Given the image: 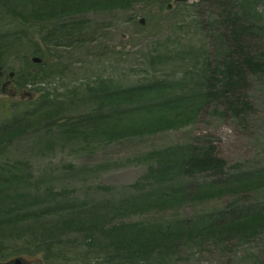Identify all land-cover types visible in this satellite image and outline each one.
I'll list each match as a JSON object with an SVG mask.
<instances>
[{"label": "rangeland", "instance_id": "1", "mask_svg": "<svg viewBox=\"0 0 264 264\" xmlns=\"http://www.w3.org/2000/svg\"><path fill=\"white\" fill-rule=\"evenodd\" d=\"M155 1L0 0V66L33 96L0 84V129L20 122L0 147V264H264V224L232 235L200 222L264 203L263 186L170 197L192 144L211 143L232 173L264 167V0L225 3L258 63L237 110L202 96L211 68L231 78L225 7ZM186 219L176 244L150 246Z\"/></svg>", "mask_w": 264, "mask_h": 264}, {"label": "trees", "instance_id": "2", "mask_svg": "<svg viewBox=\"0 0 264 264\" xmlns=\"http://www.w3.org/2000/svg\"><path fill=\"white\" fill-rule=\"evenodd\" d=\"M167 0H157L156 3H164ZM229 0H219L221 6L225 7L226 16L228 20L231 21L230 26V37L232 39V48L235 57L230 60L227 67L228 80L222 81L215 78V69H212L211 75L208 76L207 84L203 85V89L207 91L202 93L203 100L208 101L211 97L215 98L224 97L230 107L237 110L239 107H243L244 104H239L241 101V83L246 76V73L253 70L258 63L254 60L250 53L246 52V47L250 46L253 41L250 38V32L243 22H239L231 16L230 12L232 10L225 4ZM62 6V5H61ZM229 12V13H227ZM228 28L224 29L226 33ZM9 45V43L7 44ZM210 66L207 68L209 69ZM210 70V69H209ZM219 86V87H218ZM125 94L130 93V89L123 91ZM103 117L105 115H102ZM102 120V119H101ZM18 120H15L13 127L5 125L3 129H0V141L6 140L7 142L0 147L9 143L12 140L10 137L2 138L8 134L9 128H18ZM96 130V128H95ZM189 156L183 161L179 162L182 166L183 176L180 178H175L172 184V190L170 192V197L172 199L180 198L182 196L186 197H202L207 198V196L224 193L225 190H232L231 187L235 188L233 190H238V192L249 190L252 188L264 187V167L256 168L252 170H237L231 172L226 170V162L223 157L219 156L215 147L211 143H197L192 144L188 149ZM199 175H205L211 177L209 180H204L202 182L190 181L186 178L197 177ZM192 180V179H191ZM161 198L166 201V195L161 193ZM189 219L182 223L179 221H173L167 224L166 231L160 233L159 235H153L151 241L154 240L153 244L150 246L163 245L159 243V240H163L167 244L174 245L181 238L183 232H188L193 229L189 227L192 222ZM200 222H206V230L213 229L217 230L218 233L228 232L234 235V232L246 234L249 229H257L262 227L264 224V203L262 202H250L243 200L240 203L235 202L228 208H225L211 217L205 218ZM198 224V223H197ZM200 227H204L200 225ZM205 230V227H204ZM38 264L42 263V259H39Z\"/></svg>", "mask_w": 264, "mask_h": 264}, {"label": "flooded vegetation", "instance_id": "3", "mask_svg": "<svg viewBox=\"0 0 264 264\" xmlns=\"http://www.w3.org/2000/svg\"><path fill=\"white\" fill-rule=\"evenodd\" d=\"M13 72H9L8 75H5V71L2 69L0 71V79L1 81V88L3 93L8 97H16V96H20L22 97V95L24 94V92H28V91H24L21 93V91L19 90V88H17L16 83L14 81L15 75L12 74Z\"/></svg>", "mask_w": 264, "mask_h": 264}, {"label": "water", "instance_id": "4", "mask_svg": "<svg viewBox=\"0 0 264 264\" xmlns=\"http://www.w3.org/2000/svg\"><path fill=\"white\" fill-rule=\"evenodd\" d=\"M178 1H183V0H178ZM171 7H172V4H169V5H168V8H171ZM141 22L144 24V23H145V20H144V19H141ZM32 60H33V62H35V63H40V62H42V59H41L40 57H38V56L33 57ZM0 71H1V68H0ZM12 74H13V73H12ZM27 95H28L29 99H33V96H32L31 93H27ZM6 142H7L6 140H5V141H4V140L0 141V145L5 144ZM16 262H17V263H20V260L17 259Z\"/></svg>", "mask_w": 264, "mask_h": 264}]
</instances>
